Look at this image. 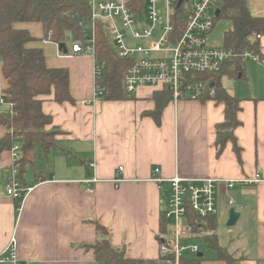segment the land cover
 Returning <instances> with one entry per match:
<instances>
[{"label":"crops","instance_id":"crops-1","mask_svg":"<svg viewBox=\"0 0 264 264\" xmlns=\"http://www.w3.org/2000/svg\"><path fill=\"white\" fill-rule=\"evenodd\" d=\"M246 4L253 17L264 18V0ZM14 26L38 40L27 47L41 49L48 68L67 69L74 103L42 98V112L61 134L56 149L39 155L35 172L25 176V187L33 190L20 213L5 195L3 176L13 166L10 150L0 154V257L14 238L15 264H96L92 252L81 247L97 240L96 222L107 229L113 247L125 248L127 259L157 260L159 223L169 195L167 183L151 181L158 168L163 179L179 175L235 180L259 174L262 181L255 185L226 189L219 184L217 210L223 222L229 208L239 213L237 236L223 247L240 258V264H264V36L259 39L260 59L246 62L248 85H233V91L225 88L240 100V125L233 130L237 156L230 141L217 153L222 105L170 102L157 124L142 115L154 108V89L141 88L127 101H94L90 55L62 57L71 55L70 46L40 41V25ZM5 86L0 72V93ZM5 134L0 127V139ZM73 154L75 163L68 159ZM118 167L123 168L121 181L115 183ZM91 179L96 182L89 192L84 181Z\"/></svg>","mask_w":264,"mask_h":264},{"label":"trees","instance_id":"trees-1","mask_svg":"<svg viewBox=\"0 0 264 264\" xmlns=\"http://www.w3.org/2000/svg\"><path fill=\"white\" fill-rule=\"evenodd\" d=\"M140 4L142 0H134ZM220 9L219 20L230 22V28L223 33V47L237 53L253 51L260 59V42L253 35L264 36V18L253 17L246 0H217ZM177 15L172 18L174 29L178 27ZM218 20V19H217ZM90 22V8L85 0H0V72L6 86L2 97L12 105V115L0 114V127L6 134L0 139V154L11 150L18 144L19 159L14 163L17 169L16 179L25 187V176L35 172L36 159L39 155L47 156L57 147V136L61 132L52 125L51 117L41 110L42 98H51L57 104L74 103L69 92V73L65 68H48L43 51L39 48H28L27 45L38 41L27 30L15 28L18 23H36L40 25V41L64 45L66 39L81 42V23ZM180 24V23H179ZM95 60L105 62L99 85L104 89L100 100L127 101L133 99L124 92L123 75L130 62L116 57L108 43L105 24L95 21ZM193 81H203L207 77L200 75L187 76ZM208 88L214 94L205 93L199 102L212 101L223 106V121L216 125L217 153H220L226 142L233 144L239 156V148L233 136V130L240 125L237 114L240 111V100L229 93L223 79L242 81L248 85L246 62L236 59L227 62L222 70L211 75ZM154 108L142 113L159 123L165 107L172 101L167 88L154 90L152 95ZM50 129H46L47 127ZM10 169H8L9 171ZM37 178V177H36ZM189 223L201 249L213 254L215 262L240 264L241 259L234 258L227 247L219 245L217 238V219L210 217L205 224L198 218L190 216ZM97 240L82 244L84 250L91 251L96 264H168V260L158 257L155 261L129 260L125 248L113 247L108 240L107 229L93 223ZM165 233L163 217L160 218L159 236ZM204 257V252H203ZM187 257L182 264H206L204 258Z\"/></svg>","mask_w":264,"mask_h":264},{"label":"built area","instance_id":"built-area-1","mask_svg":"<svg viewBox=\"0 0 264 264\" xmlns=\"http://www.w3.org/2000/svg\"><path fill=\"white\" fill-rule=\"evenodd\" d=\"M85 2L90 8V22L81 23V42L71 43V55L61 56H91L94 101L103 96L104 89L99 85V80L106 66L105 62H98L94 57L95 21L105 24L106 37L116 57L130 62L123 75V89L128 95L135 94L141 88H167L173 103L183 100L199 101L205 93L209 97L213 96V90L208 88L211 75L220 72L227 62L236 59L245 62L259 60L253 51L237 53L209 41L220 15L217 0H142L140 4L134 0ZM175 15L180 17L176 29L172 24ZM253 37L258 40L261 38L255 34ZM191 75L207 78L193 81L187 77ZM0 106L6 107V110H0V114L12 115V105L5 102L1 93ZM19 150L18 144L11 148L13 166L3 176L5 195L16 203L18 213L33 190L31 187H22L16 179L17 169L14 163L19 159ZM122 170V167L117 168L115 183L121 181L119 177ZM158 174L159 169L155 168L151 181L157 185L167 183L169 186L168 200L161 214L165 233L160 235L158 246L159 257L167 259L168 264H182L187 257L203 254L196 241L198 235L193 232L188 220L192 215L205 224L208 218L216 217L219 184L232 189L262 181L259 174L235 180L188 179L179 175L163 179ZM95 182V179L84 181L85 190L91 192L90 185ZM16 260L15 239L12 238L0 257V262L15 264Z\"/></svg>","mask_w":264,"mask_h":264},{"label":"rangeland","instance_id":"rangeland-1","mask_svg":"<svg viewBox=\"0 0 264 264\" xmlns=\"http://www.w3.org/2000/svg\"><path fill=\"white\" fill-rule=\"evenodd\" d=\"M145 25H148V23L145 22ZM230 28V22L227 20H218L216 21L215 27L212 31V33L209 36V41L211 43H213L214 45H223V41H222V36L223 33L226 32L228 29ZM71 45V40L70 39H66L65 41V46L69 47ZM111 46V44H110ZM112 48V46H111ZM251 63V62H249ZM244 83L240 80L238 81H234L228 78H224L223 79V85L226 89H228L229 91H233L235 86H240L243 85ZM46 129H50L49 127H47ZM58 137V136H57ZM70 150V149H69ZM64 158H66L65 156H63ZM68 159L72 160L74 163L77 162L76 161V157L75 154H73L72 156H68ZM168 200V196L166 197V202ZM227 220L226 221H222V215L221 213L218 212L217 214V238H218V243L221 246H227L230 242V240H233L234 237L237 236V228H236V224L234 226H227L226 225ZM251 223V222H250ZM248 239H251V236L247 237ZM204 252V259L208 260L209 262H211V264L215 261L213 254L207 252V250L203 249ZM235 258V257H234ZM236 259H240V258H236ZM213 264H219L217 263H213Z\"/></svg>","mask_w":264,"mask_h":264},{"label":"water","instance_id":"water-1","mask_svg":"<svg viewBox=\"0 0 264 264\" xmlns=\"http://www.w3.org/2000/svg\"><path fill=\"white\" fill-rule=\"evenodd\" d=\"M60 48H63L64 45H59ZM239 219V213H237L234 208H229L228 210V219H227V223L226 225L227 226H234L236 224V222L238 221ZM203 254L202 253H199L198 254V257H202Z\"/></svg>","mask_w":264,"mask_h":264}]
</instances>
